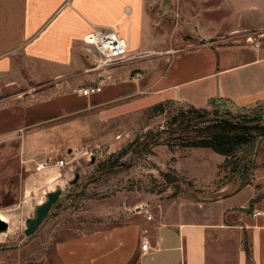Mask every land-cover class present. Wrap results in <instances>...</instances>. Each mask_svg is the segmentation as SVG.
<instances>
[{
    "label": "rangeland",
    "instance_id": "obj_1",
    "mask_svg": "<svg viewBox=\"0 0 264 264\" xmlns=\"http://www.w3.org/2000/svg\"><path fill=\"white\" fill-rule=\"evenodd\" d=\"M69 1L66 11L74 8L76 0ZM79 1L95 21L110 18L109 8L105 9L114 3L112 0H86V7L83 0ZM147 1L146 34L153 42L150 48L174 44L176 31L180 32V45L193 42L211 43L214 47H258L264 42V16L258 7L242 16L240 8L244 5L227 0H158L156 5V0ZM136 11L123 18H130V27L134 29L141 21ZM253 12L255 25L251 22ZM87 26L78 22L82 29ZM223 51L185 50L175 53L174 59L173 52L140 53L142 56L132 61L99 69L107 77L101 80L102 91L92 96L74 95L73 84L66 90L60 87L51 92L57 87V80L39 85L26 79L16 87H5L0 95V217L8 222L9 229L0 233V264H55L56 242L66 231L75 234L98 225L121 223L134 213L153 218L168 207L214 206L232 196L228 203L237 205L230 209L235 210V215L229 216V220L235 221L213 229L209 235L210 251L216 250L223 262L215 259L211 251L209 264H236L243 231L255 264L252 234L242 222L249 215L245 208L250 200L242 207L238 204L251 194V190L242 191L247 186L264 192L263 149L249 183L236 192L241 178L232 172L231 165H225L224 155L182 144L195 132L181 111L194 104L186 95L181 100L173 98L180 92L176 89L154 92L212 70L215 63L209 62L206 54L210 60L217 54H227L228 62L239 56L236 48ZM88 54L92 68L100 56ZM142 59L145 61L140 62ZM166 59L170 62L165 63ZM158 61L165 64L161 66ZM114 68L117 74H124L121 79L128 81L126 85L112 87L113 77L107 74ZM85 74L73 77L72 81ZM95 82H99L97 75L80 85ZM187 89L182 91L187 93ZM162 102H166L162 110L155 108ZM226 105L234 112L237 110L232 103ZM195 106L213 109L209 100ZM50 157L64 158L67 163L36 172V163ZM163 172L184 180L176 186L168 184ZM58 188L62 189L60 198L36 232L27 236L26 219L35 215L49 191Z\"/></svg>",
    "mask_w": 264,
    "mask_h": 264
},
{
    "label": "crops",
    "instance_id": "obj_2",
    "mask_svg": "<svg viewBox=\"0 0 264 264\" xmlns=\"http://www.w3.org/2000/svg\"><path fill=\"white\" fill-rule=\"evenodd\" d=\"M68 1L0 0V95L4 93L5 87H16L26 79L34 80L39 85L57 80V87L52 88L51 92L60 87L66 90L69 84H73L74 87L82 82H90L96 75L99 82L89 85L100 83L107 76L88 65L91 61L89 48L83 38L94 27H102L114 28L128 41L130 52L133 54L169 55L173 52L172 59H174V55L185 50L196 53L204 52L208 48L223 49V53L232 48L238 50L239 56L230 62L227 54L226 57L217 54L210 60V56L205 53V58L215 63L212 70L154 92L176 89L177 93L180 92L172 96L173 98L181 100L180 97L186 95V99L194 105L207 102L212 97L229 98L241 106H249L264 100V42L258 47L253 45L214 47L211 43L193 42L180 45V32L176 31L177 38L174 44L170 43L162 48H150L149 45L153 42L149 38L150 35L146 34V31L149 32V27L146 25L147 0H120V2L112 0L114 3L105 9L109 8L110 18L101 22L95 21L90 16L92 14L86 12L79 0L75 1L73 9L69 7L70 10L66 11ZM83 1L86 7V0ZM157 2L159 1L156 0L155 5ZM226 2L242 3L244 5L240 8L242 16L245 11H255V7L262 9L264 16V6H261L264 5V0H227ZM152 8L155 10V6ZM135 9L141 21H137L134 29L130 27V18L128 20L123 18L125 15H132ZM256 21L259 24L260 15L256 17ZM78 22L86 23L87 29L78 27ZM251 22L255 25L254 12ZM167 59L165 63L170 62ZM158 62L161 66L165 64L164 61ZM95 71L99 73L95 74ZM82 73L86 74L79 80L72 81L73 77L76 78ZM107 75L113 77L112 87L128 83L124 77L123 80L121 79L124 74H117L116 68ZM185 88L187 93L182 91L186 90ZM202 94L206 96L201 98ZM246 190H251V194L238 204L241 207L258 194L256 187L252 189L251 186H247L242 191ZM232 197L219 200L216 205H211L212 207H188L189 209L168 207L152 219L146 214L140 217L136 215L138 213H134L128 215L127 221L121 223L98 225L90 231L83 230L75 234L66 231L63 238L56 242L53 263L209 264L211 251L215 259L220 257L216 250L209 249L210 233L213 229L230 226L228 223L235 221L229 220V216L235 215H232L235 210L230 209L237 205L228 203L231 202ZM256 209L261 210L260 215L256 217L246 215L242 222L252 234L255 264H264V196L255 204ZM241 235V248L236 257V264L247 263L243 234ZM145 236L150 241V251L141 248ZM219 260L223 262L221 258Z\"/></svg>",
    "mask_w": 264,
    "mask_h": 264
},
{
    "label": "trees",
    "instance_id": "obj_3",
    "mask_svg": "<svg viewBox=\"0 0 264 264\" xmlns=\"http://www.w3.org/2000/svg\"><path fill=\"white\" fill-rule=\"evenodd\" d=\"M213 108H199L189 105L181 111L195 133L183 140V146L208 148L226 157L225 165L232 167V172L241 178L236 192L243 189L250 181V177L257 165L263 149L264 153V100L256 102L254 106L246 107L236 104L233 100L223 97L209 99ZM232 103L237 107L234 112L226 104ZM164 103L155 106L163 109ZM168 184L178 185L184 179L176 174L162 173ZM264 196L258 193L250 199L246 212L252 215L255 204ZM243 247L247 255V264H253L251 245L248 243L246 231L243 233Z\"/></svg>",
    "mask_w": 264,
    "mask_h": 264
},
{
    "label": "built area",
    "instance_id": "obj_4",
    "mask_svg": "<svg viewBox=\"0 0 264 264\" xmlns=\"http://www.w3.org/2000/svg\"><path fill=\"white\" fill-rule=\"evenodd\" d=\"M84 43L88 46L89 51L100 56L92 67L99 70L106 65L117 66L139 58L142 54H133L130 52L128 41L122 37L114 28L94 27L84 38ZM258 44H256L257 46ZM102 91V82L94 85H78L72 89V92L81 96H90ZM67 161L63 158L53 159L52 157L40 160L35 165V171L44 172L51 166L63 167ZM261 214V210H255L253 216ZM149 219L152 215H149ZM142 250L150 251L151 245L149 239L145 236L141 245Z\"/></svg>",
    "mask_w": 264,
    "mask_h": 264
},
{
    "label": "water",
    "instance_id": "obj_5",
    "mask_svg": "<svg viewBox=\"0 0 264 264\" xmlns=\"http://www.w3.org/2000/svg\"><path fill=\"white\" fill-rule=\"evenodd\" d=\"M62 194V189L58 188L47 193V199L39 204L36 208L35 215L26 219L25 234L31 236L37 230V228L44 222L49 215L53 205L58 201ZM9 224L6 220L0 217V233L7 231Z\"/></svg>",
    "mask_w": 264,
    "mask_h": 264
},
{
    "label": "bare ground",
    "instance_id": "obj_6",
    "mask_svg": "<svg viewBox=\"0 0 264 264\" xmlns=\"http://www.w3.org/2000/svg\"><path fill=\"white\" fill-rule=\"evenodd\" d=\"M54 180V179H53ZM3 219V218H2ZM4 233V232H3Z\"/></svg>",
    "mask_w": 264,
    "mask_h": 264
}]
</instances>
